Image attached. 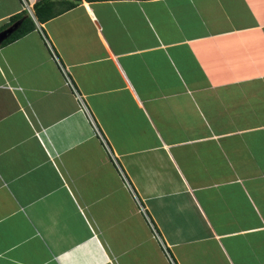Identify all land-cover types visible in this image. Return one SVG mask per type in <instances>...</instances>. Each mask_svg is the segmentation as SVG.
<instances>
[{"label":"crops","instance_id":"crops-1","mask_svg":"<svg viewBox=\"0 0 264 264\" xmlns=\"http://www.w3.org/2000/svg\"><path fill=\"white\" fill-rule=\"evenodd\" d=\"M37 1L0 0V264H264V0H50L2 44Z\"/></svg>","mask_w":264,"mask_h":264},{"label":"trees","instance_id":"trees-1","mask_svg":"<svg viewBox=\"0 0 264 264\" xmlns=\"http://www.w3.org/2000/svg\"><path fill=\"white\" fill-rule=\"evenodd\" d=\"M86 1H95V0H86ZM55 5H57V2L50 0L37 1L33 5L34 15L37 21L44 22L50 19L51 17L63 12V10L55 9ZM74 5L75 3H69L67 9L73 7ZM17 19L21 20L20 24L5 40H3L2 44L15 40L16 38L23 36L24 34L30 32L36 27L34 20L25 11L23 13H19L11 17L12 21H16Z\"/></svg>","mask_w":264,"mask_h":264},{"label":"built area","instance_id":"built-area-1","mask_svg":"<svg viewBox=\"0 0 264 264\" xmlns=\"http://www.w3.org/2000/svg\"><path fill=\"white\" fill-rule=\"evenodd\" d=\"M23 1H24V3H25V8H27V9L30 11V8L28 7V5H27V3L25 2V0H23ZM30 14H31V16L35 19L33 13L30 12ZM61 67H62V66H61ZM62 69H63L64 72H66V71L64 70L63 67H62ZM67 80H68V82H70L69 78H67ZM70 85H71L72 89L74 90L75 88L73 87L72 83H70ZM74 91H75V90H74ZM77 98H78L79 100H81L80 95H78V94H77ZM82 104H83V103H82ZM82 109H84L85 111H87L85 105H83ZM96 130H97V129H96ZM102 140L104 141V139H102Z\"/></svg>","mask_w":264,"mask_h":264},{"label":"clouds","instance_id":"clouds-1","mask_svg":"<svg viewBox=\"0 0 264 264\" xmlns=\"http://www.w3.org/2000/svg\"><path fill=\"white\" fill-rule=\"evenodd\" d=\"M25 10H27V9L25 8ZM31 18H32L34 21H36V18L34 19L32 16H31Z\"/></svg>","mask_w":264,"mask_h":264},{"label":"water","instance_id":"water-1","mask_svg":"<svg viewBox=\"0 0 264 264\" xmlns=\"http://www.w3.org/2000/svg\"><path fill=\"white\" fill-rule=\"evenodd\" d=\"M15 28H16V27H15ZM15 28L9 33V35L15 30ZM9 35H8V36H9Z\"/></svg>","mask_w":264,"mask_h":264}]
</instances>
